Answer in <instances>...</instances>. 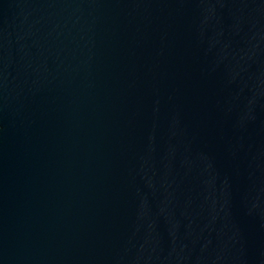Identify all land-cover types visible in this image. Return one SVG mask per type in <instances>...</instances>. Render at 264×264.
<instances>
[{"label":"water","instance_id":"1","mask_svg":"<svg viewBox=\"0 0 264 264\" xmlns=\"http://www.w3.org/2000/svg\"><path fill=\"white\" fill-rule=\"evenodd\" d=\"M0 264H264V0H0Z\"/></svg>","mask_w":264,"mask_h":264}]
</instances>
